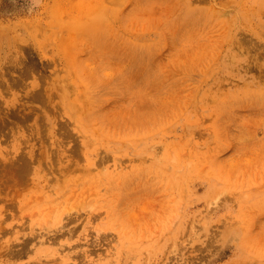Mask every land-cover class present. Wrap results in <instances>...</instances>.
I'll use <instances>...</instances> for the list:
<instances>
[{
  "label": "rangeland",
  "instance_id": "374dc122",
  "mask_svg": "<svg viewBox=\"0 0 264 264\" xmlns=\"http://www.w3.org/2000/svg\"><path fill=\"white\" fill-rule=\"evenodd\" d=\"M0 264H264V0H0Z\"/></svg>",
  "mask_w": 264,
  "mask_h": 264
}]
</instances>
